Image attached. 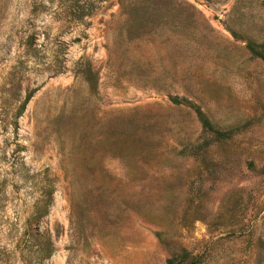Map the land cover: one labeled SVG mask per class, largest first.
<instances>
[{
    "label": "rangeland",
    "instance_id": "1",
    "mask_svg": "<svg viewBox=\"0 0 264 264\" xmlns=\"http://www.w3.org/2000/svg\"><path fill=\"white\" fill-rule=\"evenodd\" d=\"M248 40L264 53L261 0H0V264H22L45 176L42 264H264V58ZM166 94L231 137L192 154L210 134Z\"/></svg>",
    "mask_w": 264,
    "mask_h": 264
},
{
    "label": "trees",
    "instance_id": "2",
    "mask_svg": "<svg viewBox=\"0 0 264 264\" xmlns=\"http://www.w3.org/2000/svg\"><path fill=\"white\" fill-rule=\"evenodd\" d=\"M261 3L264 4V0H261ZM262 46V44H260ZM257 44L253 41H246L245 47L248 51L256 57L264 58V53L257 49ZM86 78L84 81L87 83L90 89L95 88V80L91 78L92 75L90 69L85 71ZM35 90H29L24 96L21 105L17 111V116H19L25 104L29 101L33 92ZM167 95V101L172 105H188L194 112L197 120L200 122L201 132L209 133L210 136L203 138L201 142H198L197 145L191 144L190 149L192 154H197L200 150H205L208 146L213 144V142H221L222 140L228 139L231 137V132L234 129V125L227 127H219L215 125L206 115L200 107L190 101L189 99L177 96V95ZM57 119V118H56ZM247 165L252 168L254 166L252 161H248ZM44 188L40 198L36 199L33 207L30 211L29 219L24 223L23 235L21 238V248L20 253H22L21 262L22 264H42V261L48 258L53 250V236L48 229L40 228V219L45 216L48 212L49 206L52 201V194L54 192V187L52 185V179L48 177L43 178ZM197 256L191 255L188 252H182L181 254H172L169 258L166 259L165 264H196Z\"/></svg>",
    "mask_w": 264,
    "mask_h": 264
}]
</instances>
